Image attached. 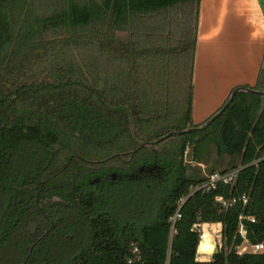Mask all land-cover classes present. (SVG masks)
Instances as JSON below:
<instances>
[{
	"label": "trees",
	"instance_id": "obj_1",
	"mask_svg": "<svg viewBox=\"0 0 264 264\" xmlns=\"http://www.w3.org/2000/svg\"><path fill=\"white\" fill-rule=\"evenodd\" d=\"M40 2L52 4V13H36L33 5ZM198 5L199 0H0V60L21 36L14 32L23 12L28 36L95 23L112 33L147 19L146 37L155 45L148 66L156 77H168L177 95L172 116L168 100L164 111L144 82L130 80L127 64L121 73L113 71L112 63L127 48L113 50L110 35L105 44L111 65L96 89L82 87L84 92L68 82L43 94L39 91L45 86L0 88V264H264V252L240 254L235 249L243 242L240 224L250 244H264V98L258 94L236 93L211 124L170 137L175 141L160 151L136 146L135 164L155 161L164 170L160 177L119 180L106 187L88 183L96 169L80 158L73 156L57 167L60 149L55 146L61 151L67 147L59 131L63 123L96 142L129 133L130 116L138 137L152 126L151 139L174 131L181 121L199 125L191 121ZM157 18L171 19L167 38L161 37L167 29ZM168 39L169 48H162ZM261 75L252 88L261 89ZM210 142L218 154L240 157L239 173L232 185L219 183L191 193L202 180L186 175L184 151L190 144L197 155ZM218 196L234 202L224 208ZM176 211L180 217L172 223ZM202 223L221 224L226 248L208 261L196 258L200 246L209 242L203 227L206 240L200 243L195 226Z\"/></svg>",
	"mask_w": 264,
	"mask_h": 264
},
{
	"label": "rangeland",
	"instance_id": "obj_2",
	"mask_svg": "<svg viewBox=\"0 0 264 264\" xmlns=\"http://www.w3.org/2000/svg\"><path fill=\"white\" fill-rule=\"evenodd\" d=\"M92 1L100 3L102 0ZM33 6L36 13L40 14L52 13L54 8L52 4L44 2L34 3ZM191 13L193 16L192 8ZM17 19L14 34L16 37L20 34L21 36L19 39L15 38L13 40L1 57L3 60H0V88L5 92L11 91L21 85H35L37 87H46L45 90L39 91V94H43L44 91L62 82H68L71 84V88H80L84 92L90 88L96 89V86L104 81L105 74L111 65L105 44L106 40H108L106 35H110L114 44L113 50H119L122 46L127 48L123 56L120 53V56H122L121 60L116 58L114 63H112L113 71L118 73L127 64V67L131 69L129 74L130 80H134L137 77L135 80L144 82V89L149 93L146 94L161 99L160 108H164V111L168 110L166 109V101L168 100L171 103L170 108H168L169 110L174 109L172 116L175 115V110H177V107L175 108L177 95L171 84H168L169 78L166 76L156 77L148 66V62L152 59L151 53L155 45L151 42V39L146 37L149 32L147 19H137L127 30L113 31L112 33L107 27L103 29V26L95 23L83 29H57L30 36L25 35V30L22 27L25 25L24 12L18 14ZM159 20L160 25L162 27L165 26V29H167L161 37L167 38V33L168 35L170 34L169 24L171 19L169 18L168 21H164L163 18L162 20L157 18V24ZM173 37L176 39L177 34L174 33ZM165 42L160 46L168 49L171 41L168 39ZM260 80V85L262 86L260 90L264 91V73H262ZM82 87H86L87 89ZM33 91L35 92V90ZM164 114L162 113V116ZM130 124L133 125L136 134L133 119H131ZM65 125V123L61 124L59 131L62 132V143H65L67 147L61 151L59 144L55 146V150L60 149V161L57 167L65 164L70 156L76 155L88 160L89 163H93L94 168L102 166L99 164V161L112 157L107 163L118 169L125 166L123 162L129 157L128 153L123 154V152L134 150L138 146V142L133 138L130 131L129 124L130 135L128 132H125V134L118 135L111 140L102 139L97 142L79 135L76 131L72 133L71 128ZM177 125L174 131L191 126L190 123H183V121ZM149 126L147 125L144 128V132L141 133L140 137L136 134L137 140H153L151 137H148V131L152 127ZM61 132L59 133L61 134ZM163 132L165 133L166 131L164 130ZM174 141L175 139L170 138L161 144H156L153 148L160 151ZM84 149L87 153L83 151ZM122 155L125 156L122 158ZM138 158L140 157L136 156V159ZM133 161H135V156ZM183 164L186 169V175L189 178L204 180L212 172L230 171L239 167L240 157L226 153L218 154L213 142L208 143L205 150L194 155L192 146L188 144L183 154ZM195 227L201 234L203 226L197 224ZM208 229L210 232L207 230L209 242L200 246L199 251L197 250V255L201 257L202 254H207L205 257L210 260L215 252L226 248L221 240V226L215 225L213 228L209 226ZM235 249L240 254L250 251L249 245L246 242H243ZM132 252L134 253L133 250Z\"/></svg>",
	"mask_w": 264,
	"mask_h": 264
},
{
	"label": "crops",
	"instance_id": "obj_3",
	"mask_svg": "<svg viewBox=\"0 0 264 264\" xmlns=\"http://www.w3.org/2000/svg\"><path fill=\"white\" fill-rule=\"evenodd\" d=\"M260 73H264V0H199L192 123L206 121L234 88L255 86ZM215 225L221 226L201 224L208 232ZM205 255L196 258L208 261Z\"/></svg>",
	"mask_w": 264,
	"mask_h": 264
},
{
	"label": "flooded vegetation",
	"instance_id": "obj_4",
	"mask_svg": "<svg viewBox=\"0 0 264 264\" xmlns=\"http://www.w3.org/2000/svg\"><path fill=\"white\" fill-rule=\"evenodd\" d=\"M136 150L137 148L135 147L134 150L123 152V154L128 153L129 157L125 159L123 162L125 163V166H122L118 169L112 167L110 164L107 163L112 157L109 159H104V160L99 161L100 162L99 164L102 166H100L99 168H95L96 173L91 175L87 179L88 183L91 185H99V186L106 185L107 187L108 184L112 182H118L119 180L133 179L137 177H153V176L160 177L161 175H163L164 170L155 161L150 162L148 164L136 165L135 161H133ZM73 156L80 158L84 161H87L89 163L88 160L84 159L83 157L76 156V155L70 156L69 160H71ZM123 156L125 155H122V158ZM36 199H37V195H36ZM50 200L59 201L57 197H52Z\"/></svg>",
	"mask_w": 264,
	"mask_h": 264
},
{
	"label": "built area",
	"instance_id": "obj_5",
	"mask_svg": "<svg viewBox=\"0 0 264 264\" xmlns=\"http://www.w3.org/2000/svg\"><path fill=\"white\" fill-rule=\"evenodd\" d=\"M239 170H240V167H237V168H234L230 171H225V172H212L208 176H206L205 179L202 180V182L200 184H198L196 187H192L191 193H193L196 190L209 191V190L215 188L216 185L219 183H222L225 185H232L236 180V177L239 173ZM241 200L245 203L247 201V197L245 195H243L241 197ZM216 201L218 203H220L221 206L224 208L231 205L234 202V200H231V201L224 200L221 196L216 197ZM178 217H180V214L178 211H176L175 215L171 219L172 223H174V221ZM249 219H251L253 221V218H249ZM239 233L243 239V242L248 243L249 248H250V251H249L250 253H263L264 252V244L263 243L250 244L247 241L246 231H245L242 224H240ZM133 251H134V253H136L137 248H134ZM129 262H131V260H129Z\"/></svg>",
	"mask_w": 264,
	"mask_h": 264
},
{
	"label": "water",
	"instance_id": "obj_6",
	"mask_svg": "<svg viewBox=\"0 0 264 264\" xmlns=\"http://www.w3.org/2000/svg\"><path fill=\"white\" fill-rule=\"evenodd\" d=\"M238 92H248V93L258 94L264 98V91L263 90H258V89H254L252 87H246V86L236 87L231 91V93H230L229 97L227 98V100L225 101V103L203 123L199 124L198 126L182 129L180 131H171V132L165 133L164 135L157 137L151 141H139V140H137L133 125L130 124V122H131V116H130V120H129L130 131L133 135V138L138 142L137 148L147 147V146L153 147L156 144H158L159 142L164 141V140H166L172 136H181L185 133L200 131V130L204 129L209 124H211L220 114L223 113V111L231 104L235 94Z\"/></svg>",
	"mask_w": 264,
	"mask_h": 264
},
{
	"label": "bare ground",
	"instance_id": "obj_7",
	"mask_svg": "<svg viewBox=\"0 0 264 264\" xmlns=\"http://www.w3.org/2000/svg\"><path fill=\"white\" fill-rule=\"evenodd\" d=\"M204 240H206V234L204 233V231L202 229L200 243H201V241H204Z\"/></svg>",
	"mask_w": 264,
	"mask_h": 264
}]
</instances>
